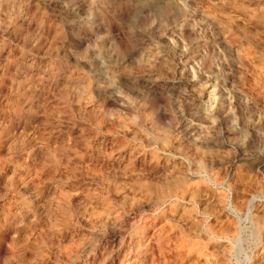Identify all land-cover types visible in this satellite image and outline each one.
<instances>
[{
	"label": "rangeland",
	"instance_id": "1",
	"mask_svg": "<svg viewBox=\"0 0 264 264\" xmlns=\"http://www.w3.org/2000/svg\"><path fill=\"white\" fill-rule=\"evenodd\" d=\"M173 1L0 0V264H264V0Z\"/></svg>",
	"mask_w": 264,
	"mask_h": 264
},
{
	"label": "bare ground",
	"instance_id": "2",
	"mask_svg": "<svg viewBox=\"0 0 264 264\" xmlns=\"http://www.w3.org/2000/svg\"><path fill=\"white\" fill-rule=\"evenodd\" d=\"M136 1V0H135ZM149 0H146V2L147 3H149L148 2ZM173 1V0H172ZM201 1V0H200ZM202 1H204V0H202ZM201 1V2H202ZM207 0H205V2H206ZM213 1V2H212ZM209 0V4H214V3H216L215 1H217V0ZM145 2V3H146ZM174 2V1H173ZM178 2V1H177ZM208 2V1H207ZM207 2H206V4H207ZM139 3V2H138ZM151 3V2H150ZM162 4H163V2H161ZM140 4V3H139ZM157 3H155V5H156ZM176 4H178V3H176L175 2V4H173L172 2H169L167 5H165L163 8H161V9H159L160 10V12L161 13H163V14H168V15H170V14H172V15H174V16H176L177 14H178V11H179V8H178V6H176ZM196 4V3H195ZM219 4V3H218ZM228 4V3H227ZM200 5V4H199ZM203 5V4H202ZM208 5V4H207ZM216 5H217V3H216ZM204 6V5H203ZM206 6V5H205ZM221 6V5H220ZM144 7V6H143ZM202 7V6H201ZM209 7H211V6H209ZM1 8H2V5H1ZM150 8V7H149ZM155 8V7H154ZM152 9V8H151ZM212 9V8H211ZM153 10V9H152ZM223 10H226V9H223ZM228 10V9H227ZM143 11V10H142ZM202 11V10H201ZM226 12V11H225ZM233 12V11H232ZM185 14V13H184ZM232 15H234V14H232ZM133 16V15H132ZM223 17V16H222ZM238 17V16H237ZM180 19H181V17H180ZM183 19V18H182ZM165 21V20H164ZM210 21V20H209ZM182 22V21H181ZM228 22V21H227ZM234 22H235V20H234ZM171 23V22H170ZM173 23V22H172ZM235 24V23H234ZM233 24V25H234ZM246 24V23H245ZM179 26V25H178ZM185 26V25H184ZM183 26V27H184ZM190 26H192V25H189V28H190ZM228 26V25H227ZM240 26V25H239ZM244 26V25H243ZM173 27V26H172ZM233 27V26H232ZM168 28V27H167ZM166 28V29H167ZM189 28H188V30H189ZM251 28V27H250ZM232 29V28H231ZM234 29V28H233ZM232 29V30H233ZM254 29V28H253ZM171 30V29H170ZM186 30V29H185ZM151 31V30H150ZM167 31V30H166ZM166 31H164V32H166ZM179 31V30H178ZM183 31H184V29H183ZM187 32V31H186ZM193 32V31H192ZM225 32V31H224ZM185 33V32H184ZM251 33V32H250ZM167 34V33H166ZM194 34V33H193ZM225 34V33H224ZM236 34V33H235ZM184 35V34H183ZM177 36V35H176ZM194 36V35H193ZM230 36V35H229ZM182 37H184V40L185 41H187L188 42V38L190 39V36L188 35L187 37L184 35V36H182ZM132 38V37H131ZM164 38H165V36H164ZM166 39V38H165ZM172 39V42H174V45L176 44V41L173 39V38H171ZM145 41V40H144ZM148 41H149V39H148ZM192 41V40H191ZM245 41V40H244ZM197 43V42H196ZM231 43V42H230ZM194 44H195V42H194ZM232 44V43H231ZM144 45V44H143ZM193 45V44H192ZM243 45H244V43H243ZM184 47H183V51L180 53V60H183V59H185V57H187V54L188 53H186L187 52V50H188V47H187V43H185L184 45H183ZM239 46V45H238ZM205 47V46H204ZM234 47V46H233ZM241 47V46H240ZM199 48V47H198ZM206 48V47H205ZM245 48V47H244ZM140 49V48H139ZM169 49V48H168ZM172 49H174V47H172ZM235 49V48H234ZM256 50V49H255ZM138 51V50H137ZM140 51H141V49H140ZM244 51H245V49H244ZM249 51V50H248ZM155 52V51H154ZM166 52V51H165ZM190 52V51H189ZM195 52V51H194ZM242 52V51H241ZM146 53V52H145ZM163 53V52H162ZM167 53V52H166ZM192 53V52H191ZM190 53V54H191ZM243 53V52H242ZM249 53V52H248ZM252 53V52H251ZM141 54H142V52H141ZM168 54V53H167ZM177 54V53H176ZM189 54V55H190ZM244 54V53H243ZM246 54V53H245ZM146 55V54H145ZM193 55V54H192ZM168 56V55H167ZM166 56V57H167ZM239 56H240V54H239ZM246 56V55H245ZM244 56V57H245ZM249 56V55H248ZM192 57V56H191ZM200 57V56H199ZM247 57V56H246ZM250 57V56H249ZM141 58V57H140ZM173 58V57H172ZM188 58V57H187ZM190 58V57H189ZM195 58V57H194ZM198 58V57H197ZM144 59V58H143ZM160 59H161V57H160ZM244 59V58H243ZM247 59H248V57H247ZM163 60V59H162ZM171 60V59H170ZM249 60H251V59H248L247 61H249ZM120 61V60H119ZM147 61V63H148V65H151V62H152V59H147L146 60ZM175 61V60H174ZM179 61V60H178ZM208 61V60H207ZM140 62V61H139ZM251 62H252V60H251ZM126 63V62H125ZM185 63V62H184ZM198 63V62H197ZM249 63V62H248ZM109 64V63H108ZM180 64V63H179ZM178 64V65H179ZM188 64V63H187ZM200 64V63H199ZM207 64V63H206ZM253 64V63H252ZM205 65V64H204ZM109 66H110V64H109ZM136 66V65H135ZM156 66V65H155ZM180 66V65H179ZM185 66V65H184ZM198 66V65H197ZM201 66V65H200ZM206 66V65H205ZM249 66V65H248ZM108 67V66H107ZM107 67L103 70L104 71V74H107L108 73V70H107ZM113 67V66H112ZM145 67V66H144ZM190 67V66H189ZM123 68V67H122ZM251 68V67H250ZM257 68H258V66H257ZM110 69H112V68H110ZM136 69V68H135ZM146 69V68H145ZM150 69V68H149ZM176 69V68H175ZM184 68L183 67H181V71L179 72L181 75H182V73L184 72ZM192 70V73H190V77L192 76V78L190 79L189 78V80L187 81V84L189 85V86H191V87H196L195 88V94H196V97L195 98H197L202 104H203V106H204V108H205V110L207 111V118L208 119H211L212 118V116H211V112H212V110L214 109V107H215V105H216V102H218L217 100H218V92H217V86H218V84L216 83V80L215 81H212L211 79H209V80H206L204 83H200V84H198V82H196V81H194V79L197 77V75H196V71L194 70V68H192L191 69ZM110 71V70H109ZM113 71V70H112ZM143 71V70H142ZM147 71V70H146ZM165 71H166V69H165ZM244 71V70H243ZM151 72V71H150ZM255 73H256V71H254ZM169 73H170V71H169ZM109 74H110V72H109ZM108 74V75H109ZM125 74V73H124ZM156 74V73H155ZM180 74H179V76H180ZM127 75V74H126ZM261 75V74H260ZM255 76V75H254ZM254 76H252V77H254ZM89 77V76H88ZM131 77V76H130ZM129 77V78H130ZM145 77V76H144ZM155 77V76H154ZM170 77V76H169ZM199 77V76H198ZM209 77V76H208ZM250 77H251V75H250ZM263 77V76H262ZM148 78V77H147ZM165 78V77H164ZM163 78V79H164ZM186 78V77H185ZM184 79V78H183ZM182 79V80H183ZM216 79V78H215ZM244 79V78H243ZM256 79H257V82H256V84L257 85H259V87L260 86H262V87H264V79H262L260 76H258V74L256 73ZM255 79V80H256ZM251 80V79H250ZM136 81V80H135ZM148 81V80H147ZM184 81V80H183ZM129 82V81H128ZM139 82V81H138ZM159 82V81H158ZM104 86H106V84L108 85V86H110L111 88H115L116 87V83H115V81L111 78V75L109 76V78L107 79V80H105L104 82ZM118 83V82H117ZM148 83V82H147ZM180 83V82H179ZM184 84V83H183ZM186 84V85H187ZM255 85V84H254ZM90 86H91V84H90V82H88L87 84H86V86H85V89L86 90H89L90 89ZM138 86V85H137ZM143 86V85H142ZM141 86V87H142ZM148 86V85H147ZM152 86V85H151ZM162 86V85H161ZM164 86V85H163ZM178 86V85H177ZM247 86V85H246ZM100 87H103V85L102 86H100ZM128 87V86H127ZM145 87V86H144ZM159 87V86H158ZM182 87V86H181ZM261 87V88H262ZM92 88V87H91ZM97 88V87H96ZM104 88V87H103ZM133 88V87H132ZM186 88V87H185ZM142 89V88H141ZM98 90V89H97ZM121 90V89H120ZM132 90H134V89H132ZM136 90V89H135ZM134 90V91H135ZM162 90H164V89H162ZM167 90V89H166ZM170 90V89H169ZM118 91H119V89H118ZM123 91V90H122ZM258 91V90H257ZM121 92V91H120ZM126 92V91H125ZM253 92V91H252ZM119 93V92H118ZM157 93V92H156ZM172 93V92H171ZM170 93V94H171ZM177 93V92H176ZM86 94V93H85ZM122 94V93H121ZM147 94V93H146ZM190 94V93H189ZM173 95V94H172ZM259 95V94H258ZM257 95V96H258ZM87 96V95H86ZM175 96V95H174ZM187 97V96H186ZM186 97H185V99H186ZM139 98V97H138ZM160 98H161V96H160ZM159 98V99H160ZM172 98H173V96H172ZM171 98V99H172ZM142 99V98H141ZM164 99V98H163ZM187 99H189V98H187ZM263 99V98H262ZM145 100V99H144ZM162 100V99H161ZM192 100V99H191ZM140 101V100H139ZM195 101V100H194ZM193 101V102H194ZM157 102H158V100H157ZM183 102V101H182ZM190 102V101H189ZM192 102V103H193ZM140 103V102H139ZM160 103V102H159ZM173 103V102H172ZM179 103V102H178ZM191 103V104H192ZM227 103V102H226ZM189 104V103H188ZM144 105V104H143ZM171 105V104H170ZM175 106V105H174ZM185 106V105H184ZM191 106V105H190ZM189 106V107H190ZM177 107V106H176ZM205 110H204V112H205ZM189 111V110H188ZM206 113V112H205ZM190 114V113H189ZM154 115V114H153ZM184 115H185V113H184ZM91 117V116H90ZM161 117V116H160ZM188 117H189V115H188ZM215 118V117H214ZM99 119V118H98ZM183 119V118H182ZM188 119V118H187ZM184 120V119H183ZM154 121V120H153ZM187 121V120H186ZM185 122V121H184ZM196 122V121H195ZM100 123L101 124H104L105 123V118H101V120H100ZM183 123V122H182ZM182 123H181V125H182ZM190 123V122H189ZM189 123H186V124H189ZM212 123V122H211ZM98 125H100L99 123H98ZM173 125V124H172ZM196 125V124H195ZM219 125V124H218ZM185 126H187V125H185ZM193 126V125H192ZM198 126V125H197ZM214 126V125H213ZM219 127V126H218ZM196 128V127H195ZM194 128V129H195ZM175 130V129H174ZM191 130H193V129H191ZM191 130H189V131H191ZM133 131V130H132ZM182 131V130H181ZM183 132V131H182ZM174 133V132H173ZM189 134H191V133H189ZM197 134V133H196ZM196 134H194V135H196ZM188 135V134H187ZM215 135V134H214ZM167 136H169L168 134H167ZM182 136V135H181ZM230 136V135H229ZM177 137V136H176ZM176 137L174 136V138H175V140H176ZM203 137V136H202ZM201 137V138H202ZM162 138V137H161ZM169 138V137H168ZM215 138V137H214ZM217 138V137H216ZM165 139V138H164ZM163 139V140H164ZM146 140V139H145ZM181 141V140H180ZM213 141V140H212ZM177 142V141H176ZM187 142H188V140H187ZM186 142V143H187ZM214 142V141H213ZM251 142V141H250ZM207 143H209V142H207ZM178 144V143H177ZM183 144V143H182ZM198 144V143H197ZM209 144H211V143H209ZM174 145V144H173ZM228 145V144H227ZM162 146V145H161ZM185 147V146H184ZM214 147V146H213ZM230 147H232V146H230ZM229 148V147H228ZM166 151V150H165ZM129 152V151H128ZM164 153V152H163ZM178 153V152H177ZM189 153V152H188ZM123 154V153H122ZM174 155V154H173ZM242 155V154H241ZM143 156V155H142ZM148 156V155H147ZM244 156H245V154H244ZM144 157V156H143ZM238 157V156H237ZM145 160V159H144ZM144 162V161H143ZM161 164V163H160ZM262 164H263V162H262ZM261 164V165H262ZM264 165V164H263ZM217 168V167H216ZM224 168V167H223ZM177 174V173H176ZM156 175V174H155ZM196 175V174H195ZM197 178V177H196ZM163 184V183H162ZM187 184V183H186ZM167 185V184H166ZM170 186H171V184H169ZM183 187H184V185H183ZM154 188V187H153ZM152 188V189H153ZM163 188H164V186H163ZM174 188V187H173ZM180 188H182L181 186H180ZM185 188H186V186H185ZM185 188H184V190H185ZM157 189V188H156ZM183 189V188H182ZM169 190V189H168ZM154 191V190H153ZM157 191V190H156ZM160 191V190H159ZM174 193V192H173ZM183 194V193H182ZM158 195V194H157ZM177 195V194H176ZM161 196H162V194H161ZM159 197V196H158ZM165 197V196H164ZM172 197H173V195H172ZM178 198V197H177ZM165 200V199H164ZM146 203V202H145ZM152 208H153V206H152ZM149 261V260H148ZM261 262V261H260ZM198 263V262H197ZM263 263V262H262ZM261 263V264H262Z\"/></svg>",
	"mask_w": 264,
	"mask_h": 264
}]
</instances>
